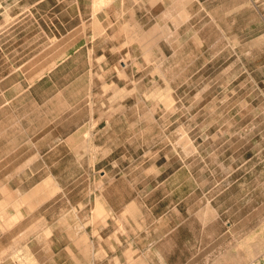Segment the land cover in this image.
Returning <instances> with one entry per match:
<instances>
[{"label":"rangeland","instance_id":"1","mask_svg":"<svg viewBox=\"0 0 264 264\" xmlns=\"http://www.w3.org/2000/svg\"><path fill=\"white\" fill-rule=\"evenodd\" d=\"M38 1L0 0V21H13V12L22 5H37L40 11L33 12L32 20L42 13L45 27L32 22L31 65L41 53L50 68L63 52L58 33L65 29L58 32L56 21L70 20L71 25L81 15L84 21L88 15L97 19L99 12L122 0L107 5H94V0ZM183 3L156 5L155 12L163 11L166 20L175 10L178 23L190 16ZM150 6L144 5V11ZM24 34L22 27L0 28V36ZM251 53L242 54L250 58L237 59L231 46H225L209 68L203 58L192 59L191 75L99 76L102 84L89 93V106L96 116L117 122L109 126L98 121L91 126L96 131L86 130L84 158L96 168L74 167L75 158L66 156L65 167H52L62 187L54 177L33 187L23 196L28 203L25 217L22 204L8 210L9 204L0 203V264H42L40 256L45 264H55L47 245L51 229L103 226L107 217H115L123 190L139 201L138 207L129 205L124 211L143 213L144 227L165 223L160 217L174 209L186 212L193 242L206 247L209 264H264V46L257 44ZM151 56L144 52L145 62L151 63ZM156 67L161 73L162 62ZM100 167L111 170L109 179H100ZM119 167H129L136 184L127 181L125 187L119 175L114 178ZM22 169L1 167L0 178L7 170ZM15 181L9 190L19 192L22 187ZM103 195L111 202L106 204ZM117 224L123 226L120 220Z\"/></svg>","mask_w":264,"mask_h":264},{"label":"crops","instance_id":"2","mask_svg":"<svg viewBox=\"0 0 264 264\" xmlns=\"http://www.w3.org/2000/svg\"><path fill=\"white\" fill-rule=\"evenodd\" d=\"M140 1L115 2L99 12L97 19L88 15L84 21L81 15L77 16L81 20L71 25L70 20L56 21L58 32L59 28L65 29L58 33L63 52L50 68L41 53L31 65L30 29L33 12L39 13L40 9L31 3L17 11L8 7L15 13L11 16L14 20L0 21V28L22 27L25 33L0 36V45H7L0 46V170L24 168L15 173L7 170L0 178V190L7 189L0 203L9 204L8 210L13 204H22L20 212L25 217L28 203L23 202V196L48 177H54L62 187L52 167H65L66 156L75 158L74 167L96 168L84 158L88 154L82 147L86 130L96 131L91 126L98 121L109 126L117 122L111 116H96L89 106V93H95L102 84L99 76L191 75L192 59L203 58L204 66L209 68L225 46H231V54L237 59L250 58L242 54L255 51L257 44L264 46V0H184L190 16L178 23L175 10L167 14L166 20L162 19L163 11L155 12L156 5H177V0ZM144 5L153 6L144 11ZM43 19L40 13L33 23L43 28ZM193 44L198 47L195 49ZM144 52L152 53L151 63L145 62ZM161 62L160 73L155 66ZM60 76L65 78L62 82L54 80ZM100 168V179H109L111 170ZM128 168L119 167L114 175H119L125 187L127 181L132 185L137 181ZM36 176V181L26 187L25 183ZM13 181L22 187L21 191L9 190ZM119 196L115 217H107L103 226L98 223L81 229H51L47 245L55 264H209L206 247L193 242L186 212L174 209L160 217L167 220L165 223L144 227L143 213L124 211L129 205L138 207V198H129L127 190ZM103 201L110 203V196L103 195ZM118 220L123 226L117 224ZM40 259L45 264L42 256Z\"/></svg>","mask_w":264,"mask_h":264},{"label":"bare ground","instance_id":"3","mask_svg":"<svg viewBox=\"0 0 264 264\" xmlns=\"http://www.w3.org/2000/svg\"><path fill=\"white\" fill-rule=\"evenodd\" d=\"M112 1L113 0H94V5H107Z\"/></svg>","mask_w":264,"mask_h":264}]
</instances>
